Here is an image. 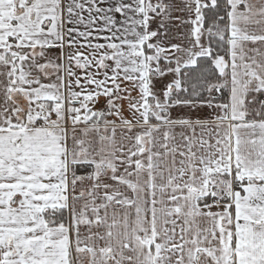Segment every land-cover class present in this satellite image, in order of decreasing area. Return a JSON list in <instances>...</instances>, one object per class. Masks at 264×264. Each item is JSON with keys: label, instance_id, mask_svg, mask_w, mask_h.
<instances>
[{"label": "snow or ice", "instance_id": "6c2138e0", "mask_svg": "<svg viewBox=\"0 0 264 264\" xmlns=\"http://www.w3.org/2000/svg\"><path fill=\"white\" fill-rule=\"evenodd\" d=\"M0 264H264V0H0Z\"/></svg>", "mask_w": 264, "mask_h": 264}]
</instances>
